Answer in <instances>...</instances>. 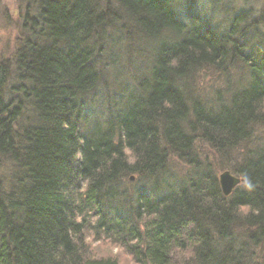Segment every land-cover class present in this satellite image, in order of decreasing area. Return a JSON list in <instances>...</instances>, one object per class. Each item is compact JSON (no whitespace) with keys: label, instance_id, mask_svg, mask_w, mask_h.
<instances>
[{"label":"trees","instance_id":"16d2710c","mask_svg":"<svg viewBox=\"0 0 264 264\" xmlns=\"http://www.w3.org/2000/svg\"><path fill=\"white\" fill-rule=\"evenodd\" d=\"M114 3L38 0L15 69L0 63V264H123L94 254L89 236L123 250L126 264H258L264 10L257 18L227 13L210 28L190 11L173 16L162 0ZM107 26L124 38L130 27L146 41L165 40L149 70L132 75L98 120L89 93L103 80L94 42L113 43ZM233 59L241 88L222 71L224 87L209 95L196 90L199 72L222 70ZM199 142L219 165L236 151V164L222 167L241 178L230 195L200 160ZM172 158L191 169L174 188L155 179ZM130 174L147 180L148 192H125L121 181Z\"/></svg>","mask_w":264,"mask_h":264},{"label":"rangeland","instance_id":"374dc122","mask_svg":"<svg viewBox=\"0 0 264 264\" xmlns=\"http://www.w3.org/2000/svg\"><path fill=\"white\" fill-rule=\"evenodd\" d=\"M114 1L115 0H110L111 6L112 4L113 6L115 5ZM98 2L101 7L105 4V0H98ZM174 3L178 4L176 7L177 11L183 13L187 11L193 12L200 17H204L207 23L219 21L227 13L234 15L238 9H246L253 18L259 17L264 10V0H220L219 4L215 0H174ZM181 4H183V6H181ZM219 5H225L224 13L222 12L223 9L221 12L216 10ZM37 11L38 0H0V63H7L10 71L15 69L13 62L14 54L20 48L21 43L26 37L29 36V28L31 26L30 20L37 17ZM119 21L118 23L120 24ZM208 26L212 28L215 25ZM128 29L133 31L124 38V32H116L114 27L107 26L104 36L108 37L113 43H110V46H106L102 45L103 40L94 42V45H96V57L94 61L96 66L102 70L103 80L89 93V98L94 113H96L95 118L98 120L102 119V117L107 114L106 109L108 107L111 108L112 105H117L121 95L124 93V85L131 82L132 75H136L138 72L142 71L147 72L149 70L157 47L162 43V40H165L163 37L156 41H146L143 37L139 36L137 32L138 29L134 30L130 27ZM140 57H143V59H140ZM110 63H114L112 64V68L109 66ZM241 69V66L238 64L232 68L233 73L238 77H232L228 74L227 78L230 77V86L233 88L239 83V73ZM194 83L196 84V90L198 92L200 91L201 94L208 95L211 94V90L215 87H224L225 84H227L225 83V75L222 70L215 69L199 72ZM8 84L11 85L12 82ZM231 92L232 89L228 92L223 91L222 97L224 95H229ZM201 96L204 97L205 95ZM90 113L91 109L88 107V114ZM262 135H264L263 132ZM254 143L256 142L254 141ZM197 151L200 160L210 163L211 166L214 167V170H216L217 176L220 172L225 170V167L222 168L223 166L228 164L227 166L230 167L236 164L238 160L235 155H233V153L236 152L234 150L229 160L224 159L225 163L219 165L220 159L218 155L204 142L198 143ZM189 167L190 166L185 164V162H179L175 158H172L167 163L164 171L162 173H157L155 179H161L162 181H160V183L174 188L181 183L179 180H183L185 176L189 174ZM167 174H169V177ZM130 177L133 178L129 179ZM121 182L120 186L130 195H133L134 191L148 192V188L146 187L147 180L140 179L137 174L127 175ZM183 182L184 181H182V183ZM240 184L242 185V183ZM87 243H90L89 245L96 255L111 254L117 256L123 264L129 262V256L125 254L123 250L106 240L94 241L89 236ZM254 259L260 264H264L263 248L255 250Z\"/></svg>","mask_w":264,"mask_h":264},{"label":"bare ground","instance_id":"6f19581e","mask_svg":"<svg viewBox=\"0 0 264 264\" xmlns=\"http://www.w3.org/2000/svg\"><path fill=\"white\" fill-rule=\"evenodd\" d=\"M215 1H217L218 2V4H219V1L220 0H215ZM162 2H164V4L166 5V8H168L170 11H171V14L173 15V16H176V15H179V12L177 11V9H176V7H175V3L173 2V0H162ZM216 6H217V4H216ZM220 8V9H219ZM168 10V11H169ZM216 10L218 11V12H221V10H222V7H220V5H219V7L218 8H216ZM237 11V10H236ZM235 12V11H234ZM240 12H247L248 13V11H246V9H238V11L236 12V13H238V14H240ZM248 16H250V18H253V16H251V14H247ZM247 16V17H248ZM248 19V21L249 22H253V19ZM209 24L208 23H204V27L205 26H207V27H209L208 26ZM211 28V27H210ZM213 28V27H212ZM217 27H214V29H216ZM261 31H263L262 30V28L260 27L259 28ZM263 36V35H262ZM251 44H252V41L250 40V38L248 39V41H246V42H244V45H243V47H248V46H251ZM257 52V51H256ZM235 61V59H233V60H231V61H228V63H226V66H224L223 68H222V71H224L225 73L228 71V73L227 74H229L230 76H232V77H236V74L235 73H233V71H232V68L235 66V64L234 65H231L233 62ZM229 66H231L230 68H228ZM241 86H242V81L241 80H239V83H238V85L236 86V88H241ZM225 170H228V169H225ZM228 171H230V170H228ZM231 172V171H230ZM134 194H135V191H134Z\"/></svg>","mask_w":264,"mask_h":264},{"label":"water","instance_id":"95a60500","mask_svg":"<svg viewBox=\"0 0 264 264\" xmlns=\"http://www.w3.org/2000/svg\"><path fill=\"white\" fill-rule=\"evenodd\" d=\"M133 177H130L132 179ZM219 188L224 196L230 195L233 189L240 184V177L234 175L228 170H223L217 177Z\"/></svg>","mask_w":264,"mask_h":264}]
</instances>
